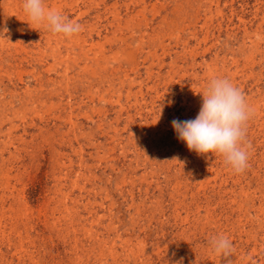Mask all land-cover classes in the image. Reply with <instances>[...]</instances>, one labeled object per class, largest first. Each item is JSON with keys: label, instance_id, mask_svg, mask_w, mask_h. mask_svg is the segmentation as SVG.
Wrapping results in <instances>:
<instances>
[{"label": "rangeland", "instance_id": "1", "mask_svg": "<svg viewBox=\"0 0 264 264\" xmlns=\"http://www.w3.org/2000/svg\"><path fill=\"white\" fill-rule=\"evenodd\" d=\"M23 3L0 0V264H264V0H44L72 37ZM213 78L254 108L239 174L171 126Z\"/></svg>", "mask_w": 264, "mask_h": 264}, {"label": "clouds", "instance_id": "2", "mask_svg": "<svg viewBox=\"0 0 264 264\" xmlns=\"http://www.w3.org/2000/svg\"><path fill=\"white\" fill-rule=\"evenodd\" d=\"M23 9L29 20L54 34L72 37L82 31V25L70 20L56 8L45 6L44 0H24ZM202 94V103L194 119H173L171 126L178 140L198 155L218 153L226 164L239 174L250 167L246 141L247 121L254 114L241 89L227 78H213ZM216 254L231 256L233 242L226 236L213 237L210 241Z\"/></svg>", "mask_w": 264, "mask_h": 264}]
</instances>
